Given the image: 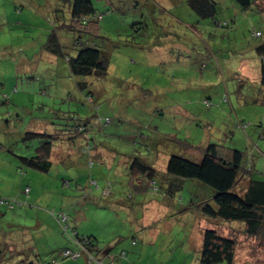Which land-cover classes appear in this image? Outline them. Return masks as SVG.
Here are the masks:
<instances>
[{
  "label": "rangeland",
  "instance_id": "1",
  "mask_svg": "<svg viewBox=\"0 0 264 264\" xmlns=\"http://www.w3.org/2000/svg\"><path fill=\"white\" fill-rule=\"evenodd\" d=\"M93 2L99 12H107L100 22L103 38L86 37L110 60L107 74L99 78L72 75L66 58L47 47L49 36L56 33L66 53H75L78 33L62 26L71 21V0H0V196L15 203L14 208L0 205V232L12 230L22 249L35 253L34 264H84L83 258L77 262L62 254L71 241L65 235L74 229L97 237L102 249L112 248L116 255L125 251L127 256L116 257L117 264H199L203 239L198 228L204 221L199 222L191 203L200 200L202 185L177 179L180 187L169 207L160 193L129 185L133 175L125 161L135 154L151 162L157 152L199 159L202 148L213 142L249 146L232 123L245 118L258 125L264 120V88L255 84V45L264 43V11L257 4L244 10L232 0H217L221 8L216 19L233 24L227 29L199 18L187 0ZM256 30L263 35L253 37ZM211 40L222 43L221 49L214 48L219 67L209 61ZM236 46L243 53L234 57L240 61L246 55L251 62L252 83L246 80L244 86L245 94L258 98L250 103L256 109L251 117L229 111L231 105L236 108L241 87L237 63L230 57ZM79 81L87 82L86 91L78 88ZM88 92L93 103L86 99ZM223 94L230 103H221ZM207 98L212 106L203 103ZM69 122L87 123L93 138L92 166L90 154L79 150L83 138L72 146L80 157L75 163L55 161L47 173L21 165L18 156L35 154L38 146L37 139L24 141L27 131L53 133ZM256 130L255 138L264 146L259 127L250 126L248 133ZM231 134L235 139L227 138ZM64 145L67 148L60 142V153ZM255 155L264 172L263 153ZM164 162L162 158L157 165L161 168ZM260 176L264 179L263 173ZM91 179L101 187H91ZM108 182L113 190L105 196L102 188ZM27 186L30 192H25ZM140 201L150 203L143 207ZM61 211L71 217L69 234L57 220ZM219 229L237 241L234 264H264V237L247 235L239 223ZM11 254L15 261L24 257Z\"/></svg>",
  "mask_w": 264,
  "mask_h": 264
},
{
  "label": "trees",
  "instance_id": "2",
  "mask_svg": "<svg viewBox=\"0 0 264 264\" xmlns=\"http://www.w3.org/2000/svg\"><path fill=\"white\" fill-rule=\"evenodd\" d=\"M232 1L244 10L257 4L259 10L264 11V0ZM187 3L191 11L202 20H214L215 24L220 28L227 27V29H233V24L227 19L222 21L216 19L219 8H221L217 0H187ZM70 10L71 21L68 25L63 23L62 26L78 33L73 41V49L76 50L75 53H66V46L64 43L60 42L56 33H52L49 36V44L47 46L49 51L54 55L66 58L70 73L74 76H95L97 78L105 76L110 65L109 57L94 41L91 42L86 37L101 36L100 33L103 27H101L100 22L105 19L107 12H99L93 0H71ZM206 26L208 27L207 24ZM262 35L263 32L261 30H256L252 33L253 37H261ZM101 37L103 38V36ZM211 42L212 45L210 46L212 50L210 52L212 54L209 56V61H211L212 64H217L219 67L221 64L219 53L215 51L214 48L217 47L221 49L222 43L216 40H211ZM232 52L234 54L230 57L233 63H237V70L240 73L235 74L239 77L241 87L236 91L237 94L234 99L236 108L231 105L229 111H236L237 117L241 113L246 114V117H251V114H253L256 109L253 104L250 103L258 101V98L252 97L254 95H250V93H244L246 92L244 90L245 81L247 80L252 83L251 79H249L251 73L248 76H244L238 69V65L241 63L242 59H246L247 56L244 55L241 61L238 60L239 58L234 57L238 53H243L238 46H236ZM255 52L258 55L256 58H259L255 66V68L258 67L259 69L257 75L258 81L255 84L257 86L259 85V88L262 89L264 88V43L255 45ZM203 68L202 70H205ZM253 76L255 77V74H253ZM77 85L82 91L88 89L86 81H79ZM86 99L91 103L95 101L93 94L90 92L87 93ZM223 102L227 104L230 103V98H228L227 94L222 95L221 103ZM203 103L205 105H213V102L208 98L205 99ZM70 119L79 120L80 117L75 118L69 116V120ZM110 120V118L107 119V123L110 122ZM232 124H235L238 129V135L243 139V142L245 139L246 143H248L249 146L246 145L245 149L238 146L229 147L213 142L206 144L202 148L199 159L187 158L178 154H168L165 157L164 154L160 156L157 152L153 156L151 162L135 154H131L129 156L130 158H128L129 160L127 159L125 161L130 174L133 175L132 181H128L129 185L134 186L137 191L152 189L154 192L160 193L163 197V202L169 207H171L170 205L172 203H175L173 197L178 193L180 187L176 182L177 179H194L202 185L201 188L204 190H202L203 194L200 196V200H197V203H195V201L191 203V205H195L194 208L196 209L199 222L204 221L202 225L199 224L198 228L203 239L199 264H218L220 262H226L227 264L235 263L237 241L233 235L229 236L221 233L219 229L220 225H234L239 223L242 225L247 235L259 238L264 237V179L260 176V173L264 174V172H261V169L257 167V156L255 155L260 154V152L264 155V151H262L264 146H261V142L255 138L257 130L254 134L248 133V128L250 126H257L261 130L259 138L264 139V120L256 125L242 118L236 119ZM229 136H227L228 139H235L234 134H231V137ZM80 138H83L82 149H79L80 152L84 155L90 154L92 151L90 145L93 138L85 122L75 123L73 125L69 122L64 124L62 128L58 127L53 133L27 131L24 141L27 142L37 139L38 146L36 147L35 154L18 156L19 161L23 166L44 173L50 171L55 161L65 164L71 162L75 163L80 157L73 153L72 146L75 144L76 140L81 141ZM165 138L178 142L176 141L177 138L172 136H165ZM136 139L137 138L133 139L135 145L138 144ZM60 142H63L67 146V148H64L65 145L61 148V153H63V155L59 152ZM184 142H187L186 144L189 145L188 141L184 140ZM74 146H76V144ZM148 149L151 150L149 147ZM248 151H251V153ZM58 152L61 156L57 158L55 153L58 154ZM88 157L90 166H92L93 155L90 154ZM66 158L71 160H66ZM162 158L166 164L160 168L157 163ZM158 178H160L161 184ZM64 184L68 186L71 185L68 180H64ZM89 184L91 187H94V184L97 185V187H101L100 183L95 179H91ZM112 190L113 187L111 183L108 182L107 185L102 188V193H105V196H109ZM206 190H208L210 194L208 198L204 196V194L207 193ZM28 191L30 192V187L27 186L25 192ZM130 197H132V194ZM149 203V201H142L140 204L145 207ZM1 204L7 205L10 208H14L15 206L12 200L3 196H0V205ZM164 206L168 208V206ZM70 218L71 217L66 211H61V213L57 215L59 224L64 226V233L69 234V229L72 227ZM11 231L12 230L7 231V233H5V230L0 232V264H29L31 262L34 264L35 262L32 256H35V253L32 252L28 254V252H25L26 249H22L24 244H22ZM72 231V235H65V237L71 241L69 244L70 246L64 249L79 251L80 256L77 259L66 256L63 249L62 254L65 258L77 261L84 256L87 258V264H117L116 257L121 258L127 256L125 251L116 255L112 251V248H100V241L94 235L80 234L77 229ZM2 252L6 253V255L2 254ZM11 253L18 255L24 253V257L18 259L19 261H15L16 256ZM107 258H110L109 262Z\"/></svg>",
  "mask_w": 264,
  "mask_h": 264
},
{
  "label": "crops",
  "instance_id": "3",
  "mask_svg": "<svg viewBox=\"0 0 264 264\" xmlns=\"http://www.w3.org/2000/svg\"><path fill=\"white\" fill-rule=\"evenodd\" d=\"M257 59V58H256ZM241 61V60H240ZM240 71L242 72V74L244 75V76H248V75H250V73H251V71H252V67H251V62L250 61H248L247 60V58L245 59H242V61H241V68H240ZM66 160H71V159H67L66 158ZM163 207H164V205H162ZM166 208V207H165ZM156 219V218H155ZM81 234V233H80ZM68 246H70L69 245V243H68ZM68 246H66V247H68ZM109 252V251H108ZM81 258H83V263L84 264H87V258L86 257H81ZM80 258V259H81ZM79 259V260H80ZM77 262H78V260H77Z\"/></svg>",
  "mask_w": 264,
  "mask_h": 264
},
{
  "label": "built area",
  "instance_id": "4",
  "mask_svg": "<svg viewBox=\"0 0 264 264\" xmlns=\"http://www.w3.org/2000/svg\"><path fill=\"white\" fill-rule=\"evenodd\" d=\"M64 254L66 256L72 257L74 259H77L80 256V252L79 251H73L71 249H64Z\"/></svg>",
  "mask_w": 264,
  "mask_h": 264
},
{
  "label": "water",
  "instance_id": "5",
  "mask_svg": "<svg viewBox=\"0 0 264 264\" xmlns=\"http://www.w3.org/2000/svg\"><path fill=\"white\" fill-rule=\"evenodd\" d=\"M29 264H32V262H31V263H29Z\"/></svg>",
  "mask_w": 264,
  "mask_h": 264
}]
</instances>
